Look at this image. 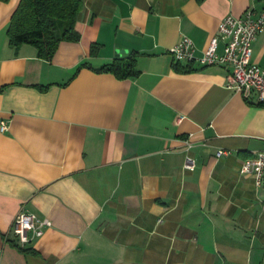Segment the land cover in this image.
Listing matches in <instances>:
<instances>
[{
	"label": "crops",
	"instance_id": "obj_1",
	"mask_svg": "<svg viewBox=\"0 0 264 264\" xmlns=\"http://www.w3.org/2000/svg\"><path fill=\"white\" fill-rule=\"evenodd\" d=\"M83 1L80 40L51 61L10 44L20 0L0 2V264H264V188L241 172L264 151V105L229 68L170 52L188 37L200 57L264 0ZM133 53L137 76L102 70ZM22 212L51 223L24 246Z\"/></svg>",
	"mask_w": 264,
	"mask_h": 264
},
{
	"label": "built area",
	"instance_id": "obj_2",
	"mask_svg": "<svg viewBox=\"0 0 264 264\" xmlns=\"http://www.w3.org/2000/svg\"><path fill=\"white\" fill-rule=\"evenodd\" d=\"M264 32V8L261 11L248 9L242 16L229 15L219 25L218 33L211 39L208 48L200 57L194 42L184 37L171 49V55L177 63L198 62L203 66H225L231 71L232 88L244 93H255L257 103L264 105V69L252 62L253 42ZM223 45L222 52L219 51ZM3 132L8 130L1 123ZM228 152L219 150L217 157ZM185 168L196 169L195 160L187 157ZM242 174L251 176L257 187L264 188V151L244 160ZM51 226L50 221L40 220L36 215L20 213L16 216L12 230L17 242L24 246L31 241V235L41 237L44 227Z\"/></svg>",
	"mask_w": 264,
	"mask_h": 264
},
{
	"label": "trees",
	"instance_id": "obj_3",
	"mask_svg": "<svg viewBox=\"0 0 264 264\" xmlns=\"http://www.w3.org/2000/svg\"><path fill=\"white\" fill-rule=\"evenodd\" d=\"M83 9V0H20L8 28L9 42L13 47L31 45L40 59L51 61L62 42L80 40L77 23ZM99 49L100 45L93 44L91 55H96ZM136 57L137 53H133L128 58H118L102 70L118 79L135 77L138 75Z\"/></svg>",
	"mask_w": 264,
	"mask_h": 264
}]
</instances>
